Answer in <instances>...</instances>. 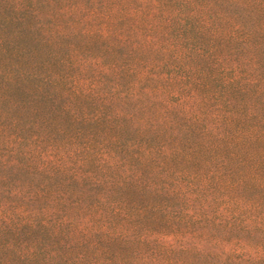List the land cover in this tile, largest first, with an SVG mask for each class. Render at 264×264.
I'll return each mask as SVG.
<instances>
[{"label":"trees","instance_id":"1","mask_svg":"<svg viewBox=\"0 0 264 264\" xmlns=\"http://www.w3.org/2000/svg\"><path fill=\"white\" fill-rule=\"evenodd\" d=\"M222 1L238 4L237 0H141L149 9L144 6L140 12L160 14L163 21L155 26L165 34L174 28L175 35L167 36L166 45V41L159 45L158 38L151 35L115 39L120 46L131 43L134 51L143 48L144 41L162 46L159 49L173 52L176 60L181 56L193 59L216 54L214 64L232 66L239 72L235 75L246 77L249 73L238 65H248L252 70L264 66V1L250 5L252 8L228 12L222 8ZM31 11L36 15L34 8ZM87 14L99 17L90 9ZM0 19L19 24L25 17L20 9L0 14ZM191 30L196 35H182ZM87 34L103 37L107 31L100 27ZM9 41L0 37V54L7 66L0 100L16 111L24 103L13 97L15 92L9 84L18 91L23 86L21 81H33L37 89L28 108L30 116H8L0 111V196L6 199L0 200V264H264V242L254 240L257 232L264 233V128L248 131L239 127L238 131L216 135L214 138L228 151V146H238L247 156L230 155L235 165L217 159L216 168L203 176L171 165L172 160L198 165L203 152L208 159L217 155L214 144L206 145L204 139L192 143L186 135L174 137L172 146L131 139L124 144L114 137L112 141L119 147L116 150L112 149L113 142L97 139L98 132L93 129L86 132L76 127L67 138L58 143L50 140L44 147V139L52 136L48 129L52 113L62 118L71 112L72 105L70 101L58 105L55 91L44 89L51 83L58 85L54 77L40 78L19 67L22 51L13 53ZM220 51L224 58L217 55ZM152 65L139 68L125 62L119 68L107 67L116 74L117 82L101 93L105 99L101 108L93 113L72 114V121L97 127L104 134L123 129L125 123L132 130L156 133L157 125L149 110L156 109L161 121H166L172 107L162 103L154 107L153 101L142 103L140 97L152 98L157 88L142 87L141 80L163 78L169 82L178 80V84L190 76L199 83L202 72L197 64L190 63L187 71H178L172 65L170 74L162 75L161 69L153 70ZM259 75L251 79L252 85L263 79ZM135 77L138 81L123 84ZM189 84L173 94L181 97L185 92V96L195 98L197 87ZM65 92L64 98L81 94L76 85H70ZM256 92L261 93V88ZM115 98L119 105L112 109ZM180 100L183 99L177 103ZM42 101L48 103L50 115L35 119L43 111L39 106ZM129 102H134L131 111L125 110ZM197 126L203 137L210 138V129L200 130L206 128L201 115H195V125L188 124L186 133H193ZM33 127L37 130H31ZM56 131L65 133L66 129L57 126ZM65 143L70 145L66 150ZM114 171L118 174L114 175ZM155 177L157 182L152 179ZM84 184L88 189H73ZM245 187L254 188L260 197L244 195ZM128 188L150 194L151 200L127 202L109 195L110 189L125 192ZM214 189L226 190L227 195L220 201L207 198L208 191ZM106 204L107 212L103 210Z\"/></svg>","mask_w":264,"mask_h":264},{"label":"rangeland","instance_id":"2","mask_svg":"<svg viewBox=\"0 0 264 264\" xmlns=\"http://www.w3.org/2000/svg\"><path fill=\"white\" fill-rule=\"evenodd\" d=\"M237 1L238 4L236 5L235 3L231 5L222 1V8L227 12L232 9L252 8L250 5L264 0ZM144 6L149 9V5L141 2V0H0V14L6 15L10 12H17L20 9L24 12L25 20L19 24L0 19V37H7L10 40L9 46L12 52L19 51L18 49L22 51L19 67L24 71L37 73L40 78L48 75L54 77L53 79L58 82V85L55 86V83H51L44 86V89L49 92L55 91V102L58 105L61 106L69 101L72 105L71 112L66 113L62 118L52 113V123L48 128L52 136L49 139L45 138L42 145L45 147L50 140L58 143L71 135L76 127L86 132L93 129L96 133L98 132L97 139L106 138L111 141L110 143L113 142L112 149L116 150H119V147L117 142L112 141L114 137H119L124 144L131 139L139 142L147 141L151 144L166 143L172 146L171 143L174 137L186 135L189 140L191 139L192 143H198L204 139L206 145L214 144L218 148L216 150L217 155L213 159H208L206 153L203 152L200 157L203 160L198 165L183 162V160H172L171 165L176 170L197 171L203 176L206 171H212V169L216 168L217 163L215 162L217 159L223 158L230 165H235L234 161L229 160L230 155L246 158V153L240 147L233 145L228 146L230 150L228 151L226 146H223L214 137L238 131L239 127L248 129V131L259 127L261 129L264 128V66L260 69L252 70L248 65L240 64L238 65L239 69L249 74L246 77L244 75H239L238 77L235 74H239V72L234 70L232 66L213 63L216 54L202 58L195 56L193 59L181 56L176 60L173 52L161 50L159 48H162V46L156 47L146 41L142 44L143 48L137 51L133 50L129 42L121 46L118 45L115 38L119 37H128V39L131 38L133 40L134 38L140 39L151 35L158 38L160 45L168 39L167 36L175 35L173 34L175 33L174 28H170L169 33L165 34L160 27L155 26L163 21L160 14L153 13L152 16L147 11L140 12V10L144 9ZM32 8L36 10V15L31 14ZM88 9L96 11L99 17L90 18L89 14H87ZM174 26L176 27L177 23ZM100 27L107 31V35L99 37L97 34L92 37L87 34L88 32L99 31ZM183 34L185 36H194L196 31L191 30ZM167 41L163 44L166 45ZM217 55L222 58L225 57L222 51L217 53ZM2 57L3 55L0 54V85H3L2 78L7 70V66L4 64L5 60ZM125 62H127V65H137L139 68L153 64L151 69H161L162 75H169L172 65H176L179 69L178 71H187V66L190 63H195L200 68L202 76L200 75L199 83L194 82L190 76L186 78L184 83L178 84V80L169 82L168 80H163V78L141 80L140 85L142 87L154 86L157 88V94L152 98L141 96L140 101L142 103L153 101L154 107L159 103L172 107L165 117L166 121H161L163 119L156 109L149 110L148 113L151 120L155 121L157 125L156 133H151L148 130H132L130 129L131 125L125 123L123 129H114L110 133L104 134L97 127L93 128V126H88L86 125L87 123L85 124L81 121L77 123L72 121V114L93 113L101 108L105 100L100 97L101 93L104 94L113 83L117 82L116 74L107 67L115 65L119 68ZM154 64H160L161 66H154ZM228 65L232 64L228 63ZM257 74H260L259 76L263 77V79H260V83L252 85L253 83H250L251 79ZM75 80L77 83L74 82ZM136 80L138 81L136 77L131 78L128 81H123V84H130L131 81ZM189 83L197 87L195 98L185 96V92L181 93V97L178 94H173L176 90L182 91L184 87L185 89L190 87ZM9 85L11 90L15 92L13 97L20 99L24 103V107L15 111L9 107L7 102L0 100V111L7 113L8 116L23 113H27L30 116L28 108L33 102V91L37 89V83L21 81L23 86L21 88L19 86L18 91H15L14 85ZM70 85H76L81 94L64 98L65 91ZM240 86H243V90L240 89ZM258 87L259 89L261 88V93L256 92ZM1 93L2 90L0 89ZM179 99L183 100L177 103ZM116 100L117 98L112 102V109L119 105ZM47 104L45 101H42L41 105L39 104L43 111L35 119L50 115L47 110ZM133 105L134 102L127 103L125 110L131 111ZM74 109L75 112H73ZM139 115L141 116V113ZM142 115L145 117L146 113ZM195 115H201L202 125L206 128L201 127L200 130L210 129V138L202 136L201 132H199V126L196 127L193 133L192 131L189 134L186 133L188 124L195 125ZM29 119L34 118L30 117ZM57 126L64 127L66 132H57ZM31 130L36 131L37 129L33 127ZM26 133L28 132L26 131L23 134ZM67 147H70V145L65 143L63 146L64 150ZM251 148H254V146ZM261 150L263 151V149ZM248 151L252 153L253 149L248 148ZM262 151H258V154ZM113 174L117 175L118 172L114 171ZM98 175L101 174L98 173ZM167 178L169 179L170 176H167ZM152 179L155 182L158 181V177ZM80 188H83V190L88 189L85 184L82 187L73 186L75 191ZM253 189L245 187L244 195L255 199L260 197L258 191ZM109 195L114 199L127 202L145 203L151 200L150 194H139L131 191L130 188L125 192L110 189ZM226 195V190L214 189L208 191L207 198H214L220 201ZM0 200L6 201L1 196ZM103 210L105 212L109 210L107 204ZM208 210L211 212V207ZM254 240L263 243L264 233L257 232Z\"/></svg>","mask_w":264,"mask_h":264}]
</instances>
